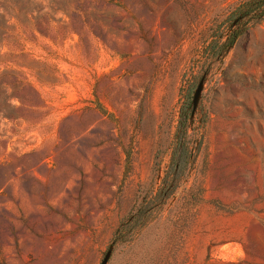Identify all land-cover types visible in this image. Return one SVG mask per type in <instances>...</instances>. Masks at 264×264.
Here are the masks:
<instances>
[{"label": "rangeland", "instance_id": "rangeland-1", "mask_svg": "<svg viewBox=\"0 0 264 264\" xmlns=\"http://www.w3.org/2000/svg\"><path fill=\"white\" fill-rule=\"evenodd\" d=\"M0 0V264H264V4Z\"/></svg>", "mask_w": 264, "mask_h": 264}, {"label": "trees", "instance_id": "trees-1", "mask_svg": "<svg viewBox=\"0 0 264 264\" xmlns=\"http://www.w3.org/2000/svg\"><path fill=\"white\" fill-rule=\"evenodd\" d=\"M258 1H261V3L264 4V0H254L252 3H254V2H258Z\"/></svg>", "mask_w": 264, "mask_h": 264}]
</instances>
